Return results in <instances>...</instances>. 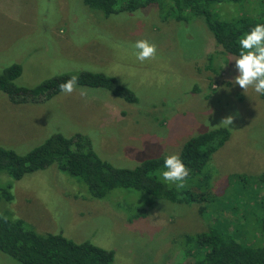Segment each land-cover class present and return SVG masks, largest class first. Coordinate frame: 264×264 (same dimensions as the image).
<instances>
[{
  "label": "rangeland",
  "instance_id": "1",
  "mask_svg": "<svg viewBox=\"0 0 264 264\" xmlns=\"http://www.w3.org/2000/svg\"><path fill=\"white\" fill-rule=\"evenodd\" d=\"M247 2L256 9L257 0ZM220 6L229 8L222 19L239 14L238 5ZM168 9L151 5L104 18L80 0H0V72L18 64L15 86L30 89L61 75L101 73L136 98L127 104L105 90L76 86L71 94L12 104L0 92V147L22 155L51 135L79 134L101 160L132 169L151 157L179 154L196 134L227 128L228 140L209 161L215 174L207 213L212 209L216 216L207 219L211 226H237L239 235L248 225L236 213L235 198H250L258 186L254 178L264 177V102L252 88L244 92L234 84V58L215 48L199 17L175 22ZM140 39L156 45L154 58L136 59L133 45ZM228 115L233 125L218 126ZM234 175L245 176L244 183L228 184L227 176ZM75 182L55 164L19 180L0 172V216L40 235L60 234L112 252L113 264L191 262L185 238L205 229L203 205L155 200L142 211L141 192L114 189L92 199ZM221 201L230 209L218 207ZM0 264L17 263L0 252Z\"/></svg>",
  "mask_w": 264,
  "mask_h": 264
},
{
  "label": "trees",
  "instance_id": "2",
  "mask_svg": "<svg viewBox=\"0 0 264 264\" xmlns=\"http://www.w3.org/2000/svg\"><path fill=\"white\" fill-rule=\"evenodd\" d=\"M80 1L89 9L100 11L104 18L123 11L131 13L151 5H168L170 14L167 15L175 22L186 24L190 18L199 17L212 36L215 48H219L222 55L234 59L241 51L240 38L256 24H264V0H257L255 10H250L247 0H161V4L160 0ZM222 4L238 5L239 14L233 15L232 19H222L226 15L225 11L228 12L229 9L227 6L221 7ZM210 59L211 55H208L206 61L209 62ZM20 73L21 67L18 64H12L0 72V92L5 94L12 104L48 100L60 93L59 85L74 75L79 78V87L105 90L127 104L136 102L135 96L129 90L101 73L78 72L74 75H61L30 89L14 85L13 82ZM259 96L264 102V95ZM228 137L227 128L217 127L196 134L183 144L179 156L190 171L182 189L177 188L175 183L163 180L161 174L166 170L163 167V157L149 156L151 158L132 169L115 168L101 160L93 151L90 140L79 134L70 138L61 134L51 135L22 155L0 147V172L19 180L24 175L55 164L59 171L74 178L75 184L92 199H103L114 189H124L141 192L146 196L142 211L155 200L177 205H203L199 212L201 216L206 215L205 229L185 238L192 249L187 254L193 253L190 255L189 264H264L263 176L254 178L253 182L258 186H255L250 198H235L240 204L236 213L239 212L240 219L248 225L245 233L238 235L237 226L229 230L230 224L226 221L223 222V227L218 224L211 226L208 223L210 217L216 216L211 212L212 209L207 213L209 207L213 206L214 199L210 190L215 170L210 167V159ZM244 177L227 176V182L231 185H234L231 182L233 180L244 183ZM5 198L8 200L9 196L6 195ZM221 202L218 207L225 205V209H230L231 205L226 206V203ZM215 219L217 220V217ZM0 252L17 264H113L112 252L87 242L73 243L60 234L40 235L24 227L21 221L3 216H0Z\"/></svg>",
  "mask_w": 264,
  "mask_h": 264
},
{
  "label": "clouds",
  "instance_id": "3",
  "mask_svg": "<svg viewBox=\"0 0 264 264\" xmlns=\"http://www.w3.org/2000/svg\"><path fill=\"white\" fill-rule=\"evenodd\" d=\"M241 51L234 59L235 68L238 74L234 77V84L239 85L244 92L252 88L255 93L264 95V24H256L248 33H245L239 40ZM133 47L136 59L140 62L155 57L157 47L147 39H140ZM78 76H71L67 81L59 85L60 91L71 94L77 86ZM234 116L224 117L218 126L229 127L233 125ZM165 171L162 178L166 182L175 183L177 188H184L189 176V169L183 163L179 154H169L164 158Z\"/></svg>",
  "mask_w": 264,
  "mask_h": 264
}]
</instances>
